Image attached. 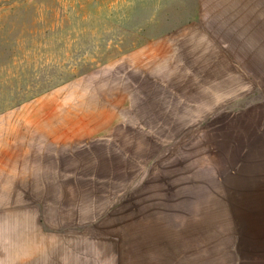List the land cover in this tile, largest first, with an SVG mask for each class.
<instances>
[{
	"label": "rangeland",
	"instance_id": "obj_1",
	"mask_svg": "<svg viewBox=\"0 0 264 264\" xmlns=\"http://www.w3.org/2000/svg\"><path fill=\"white\" fill-rule=\"evenodd\" d=\"M0 264H264V0H0Z\"/></svg>",
	"mask_w": 264,
	"mask_h": 264
},
{
	"label": "crops",
	"instance_id": "obj_2",
	"mask_svg": "<svg viewBox=\"0 0 264 264\" xmlns=\"http://www.w3.org/2000/svg\"><path fill=\"white\" fill-rule=\"evenodd\" d=\"M211 96L214 97L216 95L212 93ZM202 98H203V96L201 95V99ZM229 99L231 100V98H229ZM224 100H225L224 97H222L221 102H220V100H217L212 105L224 104ZM195 103L197 105H205V103H203L202 101L201 102H195ZM206 105H211V103L208 102ZM243 129H244V123L241 124V121H240V122L232 123L231 125H227V126H225V128L220 130L221 137L218 141H220L222 143L224 142V144H226L225 150H227V154H225V156L233 157V156H236L237 154L238 155L247 154V153H243V151L247 148L248 141H254L257 138L256 137L253 138V136L250 135L249 138L247 139L246 136H244L245 134L243 132ZM243 144H244V147H243Z\"/></svg>",
	"mask_w": 264,
	"mask_h": 264
}]
</instances>
